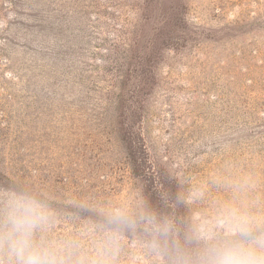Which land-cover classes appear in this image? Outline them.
<instances>
[{
  "label": "rangeland",
  "instance_id": "1",
  "mask_svg": "<svg viewBox=\"0 0 264 264\" xmlns=\"http://www.w3.org/2000/svg\"><path fill=\"white\" fill-rule=\"evenodd\" d=\"M13 193L107 264H176L233 212L264 228V0H0Z\"/></svg>",
  "mask_w": 264,
  "mask_h": 264
},
{
  "label": "clouds",
  "instance_id": "2",
  "mask_svg": "<svg viewBox=\"0 0 264 264\" xmlns=\"http://www.w3.org/2000/svg\"><path fill=\"white\" fill-rule=\"evenodd\" d=\"M113 216L122 218L121 210ZM50 212L41 201L25 193L0 197V264H107L101 254L90 260L77 254L75 240H49ZM199 249L178 253L176 264H264V228L242 212L229 216L222 235H198Z\"/></svg>",
  "mask_w": 264,
  "mask_h": 264
}]
</instances>
